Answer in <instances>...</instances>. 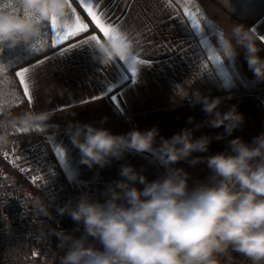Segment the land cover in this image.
Instances as JSON below:
<instances>
[{
	"label": "clouds",
	"instance_id": "1",
	"mask_svg": "<svg viewBox=\"0 0 264 264\" xmlns=\"http://www.w3.org/2000/svg\"><path fill=\"white\" fill-rule=\"evenodd\" d=\"M70 11V0H19V10L15 4L0 5V49L21 43L31 49L39 46L45 25L54 17L67 18ZM258 40L264 43L254 26L233 23L213 52L228 60L243 51L254 82H264V57L260 55L264 48ZM90 48L102 66L135 57L134 45L119 29ZM6 68L0 65V105L15 94V80ZM188 96L189 92L181 100ZM192 96L193 104H202L209 118L195 129L161 137L159 145L155 127L115 135L89 124H69L67 132L80 151V163L89 169L104 168L111 158L120 159L126 150H134L153 153L169 171L149 182L132 166H122L124 179L108 188L103 202L85 193L75 203L59 207L60 215L67 214L78 225L76 231L82 227L79 237L58 227L50 229L63 252L59 264H236L233 253L248 264H264V133L251 144L240 137L230 140V152L193 157L195 152H207L213 139L207 135L194 139L195 130L204 125L223 126L231 136L244 123V116L236 105L221 112V97L213 99L199 90ZM53 115L31 109L18 115L5 111L0 118V149L7 145L12 129L19 126L44 132ZM192 120L190 117L189 123ZM214 139H224V134ZM181 161L191 167L206 164L211 174L189 188L190 174L174 167ZM137 182L144 186L142 190L134 186ZM39 211L46 217L52 215L48 207L39 206ZM52 264H56L55 258Z\"/></svg>",
	"mask_w": 264,
	"mask_h": 264
},
{
	"label": "crops",
	"instance_id": "2",
	"mask_svg": "<svg viewBox=\"0 0 264 264\" xmlns=\"http://www.w3.org/2000/svg\"><path fill=\"white\" fill-rule=\"evenodd\" d=\"M76 1L79 3V0ZM16 2L15 0L14 4L19 10V0L17 5ZM104 7L109 10L113 20H119L127 29L130 38H133L135 53L140 52L139 58H146L151 62V66H139L136 84L131 83L130 77L121 83L126 74L122 63L102 66L94 59L93 50L88 45L74 48L63 56L53 52L47 54L54 55L55 58L29 77L30 84L33 80L35 82L32 85L34 101L31 105L24 96L19 79L13 77L19 103L25 99L26 105L11 114L18 115L28 109L54 113L45 130L47 143L74 191L89 192L106 185L114 187L115 181L124 179L120 176V170L126 165L132 166L149 182L164 177L169 169L161 165L153 153H137L134 150H126L120 159L111 158V162L104 168L94 166L89 169L80 163V151L67 132L70 123L80 122L97 129H109L115 135L127 134L133 129L146 131L155 127L159 129V136L156 138L159 145L161 137L171 138L185 128L195 129L196 124L209 118L202 110V104H193L192 93L199 90L204 96L223 98L219 105L221 112H227L236 105L244 116V123L231 136L225 134L223 126L212 128L204 125L195 130L194 139L204 135L213 139L207 152H195L193 157L230 152V140L240 137L251 144L255 137L264 133V105L261 104L264 82H254L255 77L248 68L243 51L235 58L220 59L219 65L208 58L213 49L219 47V35H228L232 26L230 20L215 6L206 0H193L189 4V8L193 10L199 8L204 18L210 19L219 30L214 33L213 29L205 27V19H201V26L205 28L203 37L209 40L207 49L200 44V35L176 19L177 13L184 12L183 2L104 0ZM181 18L185 21L187 19L182 15ZM252 26L256 28L258 36L264 35V16ZM100 34L103 38V33ZM90 35L102 39L97 33L89 32L63 46L78 43ZM136 40L141 44L139 49L135 47ZM257 43L264 48V43L259 40ZM169 47L172 51H168ZM20 55L26 57L25 54ZM260 55L264 57V51ZM32 63L35 61L24 66ZM110 84L118 87V90L114 88L113 91L120 99L119 108L113 102L111 93L105 95ZM187 92L189 96L181 100ZM94 96L102 98L93 100ZM81 100L89 103L81 104ZM190 117L193 118L191 123ZM21 129H12L9 134L23 133ZM218 134H224V139H214ZM55 147L63 149V160L58 158ZM174 167L184 168L190 174L189 188L211 174L206 164L191 167L187 162L181 161ZM134 186L141 190L144 187L138 182ZM236 264H248V261L241 258Z\"/></svg>",
	"mask_w": 264,
	"mask_h": 264
},
{
	"label": "built area",
	"instance_id": "3",
	"mask_svg": "<svg viewBox=\"0 0 264 264\" xmlns=\"http://www.w3.org/2000/svg\"><path fill=\"white\" fill-rule=\"evenodd\" d=\"M33 175L42 179L34 183ZM108 188L74 191L47 143L46 131L8 133V143L0 149V264H52L53 258L59 264L63 252L50 229L58 227L79 237L82 227L76 231L78 225L67 214L60 215L58 208L85 193L103 202ZM39 206L48 207L51 217ZM233 255L236 261L243 258Z\"/></svg>",
	"mask_w": 264,
	"mask_h": 264
},
{
	"label": "snow or ice",
	"instance_id": "4",
	"mask_svg": "<svg viewBox=\"0 0 264 264\" xmlns=\"http://www.w3.org/2000/svg\"><path fill=\"white\" fill-rule=\"evenodd\" d=\"M166 2V0H165ZM184 12L183 14L177 13L176 19L179 20L182 24L188 25L197 35H200L202 38L200 40V44L204 46L205 49L209 47V40L203 37V33L205 28L201 26V19H205V27L211 28L214 30V33H218V29L214 25V23L210 19L204 18L203 13L200 11L199 8L195 10L189 8V4L193 2V0H182ZM79 4L83 6L84 10L87 12V16L91 17V22L95 24V27L99 29L101 33H103V37L110 36L113 32L117 29L123 31L130 41L133 44V38H130V35L124 25L119 20H113L112 17L109 15V10H106L104 7V0H79ZM70 15L67 18L57 19L53 18L50 24L45 25L42 40L39 46H34L33 50L37 53H44L46 48L53 49L54 54H58L60 56L66 55L70 50L83 47L84 45H88L89 47L92 45L93 42L100 43V39L96 35H90L87 39H81L78 43L69 44L67 47H64L66 41L74 37L80 36L82 33H87L89 31V24L81 19V16L76 15V9L73 7L72 3L70 2ZM186 17V21L181 18ZM86 19V18H85ZM224 36L221 33L219 35V43L222 42ZM261 41H264V35L260 36ZM135 47L139 49L141 44L139 40H136ZM168 51H172L171 47L168 48ZM145 56L147 53L144 54ZM140 52L137 51L135 53V57L132 60H125L120 61L117 60L113 64L122 63L124 69H126V74L123 75V79L121 83L128 80L129 77L131 78V83L134 85L137 83L139 69L137 66L144 65V66H151V62H149L146 58L141 59L139 58ZM53 56L44 55L43 59H36L35 63L30 64V66H20L18 70H14V76L19 79L20 85L23 87L24 96L27 97L29 104L31 105L34 101L32 85H34V80L30 84L29 77L34 74L39 67L44 66L46 63L50 64ZM212 61L219 65L221 62L220 57L216 55L214 52H211L209 57ZM199 62V61H198ZM4 65V64H0ZM5 70H9L7 67ZM114 88L118 90L117 85L110 84L107 86V92L112 94V100L116 104L117 108L120 107V99L118 98L117 94H114ZM122 95V94H121ZM101 96H94L92 97L93 100L101 99ZM81 104H87L89 101L81 100ZM22 132H27V129H21ZM51 139V138H49ZM58 158L63 160L64 151L59 147L54 148ZM27 159L25 158V161ZM15 164V162H14ZM20 170L22 172L27 171L26 168L20 166ZM38 169H33V171H37ZM33 182L42 179L40 176L33 175L30 177ZM33 255H36L34 252Z\"/></svg>",
	"mask_w": 264,
	"mask_h": 264
},
{
	"label": "trees",
	"instance_id": "5",
	"mask_svg": "<svg viewBox=\"0 0 264 264\" xmlns=\"http://www.w3.org/2000/svg\"><path fill=\"white\" fill-rule=\"evenodd\" d=\"M14 1L15 0H10V1L3 0V3H1L0 5L14 4ZM16 1H17L16 2L17 5L18 0ZM206 1L211 3L218 10H220L233 23H242L246 26H252L259 18L264 16V0H206ZM70 2L72 3L73 7L76 9L77 14L81 16V19L89 24V31L87 33L95 32L101 37L99 30L95 27L93 22H91V19L87 16L86 12L79 5V3L76 0H70ZM87 33H82L80 36L74 37L69 41H66L65 44L75 39H78ZM16 48H18L17 51L19 53L25 54L26 58L25 60H22L21 62H18L11 67L10 72L13 77H14L15 69H18L20 66L27 65L35 61L36 59H39L44 55H47L54 51L53 49L46 48L44 53L37 54L33 49L29 48L26 44L23 43L17 45ZM14 86H16V84H14ZM24 105H26L25 99H23L21 103L13 104L9 107L2 109L0 111V118H3L5 111L13 113L19 107H22Z\"/></svg>",
	"mask_w": 264,
	"mask_h": 264
},
{
	"label": "rangeland",
	"instance_id": "6",
	"mask_svg": "<svg viewBox=\"0 0 264 264\" xmlns=\"http://www.w3.org/2000/svg\"><path fill=\"white\" fill-rule=\"evenodd\" d=\"M10 1V0H7ZM178 3H182V0H176ZM3 3V0H0V4ZM231 24H233L232 21H230ZM18 48H2L0 49V64H4L9 68V74L12 76L10 69L11 67L18 63L20 60L25 59L26 57H24V55H20V53L17 51ZM13 77V76H12ZM14 92L15 94L10 98V100L7 102V104L5 105H0V110L9 107L13 104H17L19 103V96H18V92L16 89V86H14ZM261 104L264 105V96H262L261 98ZM20 127L17 126L16 128H14L12 131H16L17 129H19Z\"/></svg>",
	"mask_w": 264,
	"mask_h": 264
}]
</instances>
